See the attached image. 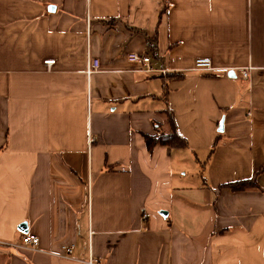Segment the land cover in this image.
Listing matches in <instances>:
<instances>
[{
  "label": "crops",
  "instance_id": "crops-1",
  "mask_svg": "<svg viewBox=\"0 0 264 264\" xmlns=\"http://www.w3.org/2000/svg\"><path fill=\"white\" fill-rule=\"evenodd\" d=\"M91 258L264 264V0H0V264Z\"/></svg>",
  "mask_w": 264,
  "mask_h": 264
},
{
  "label": "built area",
  "instance_id": "built-area-1",
  "mask_svg": "<svg viewBox=\"0 0 264 264\" xmlns=\"http://www.w3.org/2000/svg\"><path fill=\"white\" fill-rule=\"evenodd\" d=\"M127 59L129 63L140 66L144 72L151 73L154 71L151 68V65H150L151 59L148 56H143L137 53H131L128 55ZM45 64L50 69L55 64V60H48L45 62ZM194 65H195V70L200 71V72L213 73V74L228 72L227 70L216 69L214 67L212 60L208 58H199L195 61ZM100 69H101L100 61L98 59H94L90 61L89 63L88 74L98 73L100 72ZM250 70H252V67L240 70L244 79L246 80L248 79ZM94 141L95 139L90 137V140H89L90 145L93 144ZM142 217L144 219H147L149 217V214L147 213L145 209L142 210ZM14 247L19 248V249H26L29 251H39L40 238L33 234L25 235L22 239V244L20 246H14ZM72 252H73L72 247H65L63 248V253L57 256L62 259H72ZM85 263L86 264H101L99 260L93 259V258L89 259Z\"/></svg>",
  "mask_w": 264,
  "mask_h": 264
},
{
  "label": "trees",
  "instance_id": "trees-1",
  "mask_svg": "<svg viewBox=\"0 0 264 264\" xmlns=\"http://www.w3.org/2000/svg\"><path fill=\"white\" fill-rule=\"evenodd\" d=\"M168 125L169 131L164 132L157 128V134L152 136H145L146 146L149 153H153L157 146L168 148H180L187 147V142L178 133L175 116L171 110L168 111ZM255 179L248 181H239L226 184L222 189H229L232 191H244L254 186Z\"/></svg>",
  "mask_w": 264,
  "mask_h": 264
},
{
  "label": "rangeland",
  "instance_id": "rangeland-1",
  "mask_svg": "<svg viewBox=\"0 0 264 264\" xmlns=\"http://www.w3.org/2000/svg\"><path fill=\"white\" fill-rule=\"evenodd\" d=\"M183 163L186 164V165H189L190 161L184 160ZM179 167H181V165ZM192 168L193 167L191 165L186 166V168L184 170H182V173H187L188 178H192V175H193ZM187 181H186V183H187ZM189 181L193 182L192 180H189Z\"/></svg>",
  "mask_w": 264,
  "mask_h": 264
},
{
  "label": "water",
  "instance_id": "water-1",
  "mask_svg": "<svg viewBox=\"0 0 264 264\" xmlns=\"http://www.w3.org/2000/svg\"><path fill=\"white\" fill-rule=\"evenodd\" d=\"M230 74L234 77V73L233 72H231ZM222 131H223V123L220 124V132H222ZM161 215L164 216V217H167L168 214L166 212H161ZM25 226L26 225H24V227Z\"/></svg>",
  "mask_w": 264,
  "mask_h": 264
}]
</instances>
